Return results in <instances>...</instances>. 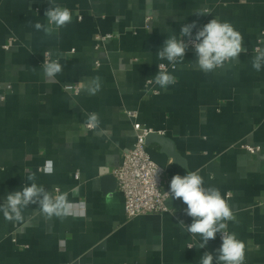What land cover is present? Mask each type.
Returning a JSON list of instances; mask_svg holds the SVG:
<instances>
[{"label":"crops","instance_id":"crops-1","mask_svg":"<svg viewBox=\"0 0 264 264\" xmlns=\"http://www.w3.org/2000/svg\"><path fill=\"white\" fill-rule=\"evenodd\" d=\"M54 3L73 13L59 39L32 26L47 23L51 0H0V203L30 185L26 176L35 172L46 190L59 189L84 208L61 221L36 215L32 206L20 224L0 213V264H200L204 252L218 255L220 233L200 249V237L179 225L192 222L180 199L169 197L161 214L127 218L113 172L136 143V122L167 139L165 147L147 145L164 170L163 192L174 175L199 170L205 186L228 199L239 221H229L228 231L245 242L246 264H264V68L251 66L264 31V0ZM214 18L243 35L239 62L205 73L190 64L197 57L189 47L173 72L178 82L167 90L149 85L146 93L159 64L172 72L156 54L167 37H179L181 26L195 21L194 36ZM47 51L63 69L51 81L43 75ZM95 76L102 87L91 95L85 87ZM91 113L100 119L96 129L85 124ZM49 160L54 173L46 175Z\"/></svg>","mask_w":264,"mask_h":264},{"label":"clouds","instance_id":"clouds-1","mask_svg":"<svg viewBox=\"0 0 264 264\" xmlns=\"http://www.w3.org/2000/svg\"><path fill=\"white\" fill-rule=\"evenodd\" d=\"M198 15H203L196 11ZM44 16L47 23L35 22L32 26L36 31L43 32L46 37L53 35L59 39V30L72 23L73 13L60 4L51 0V6L45 11ZM79 19V17H78ZM31 24V22H29ZM196 22L184 24L180 28V36L170 35L164 41L162 47L157 51L160 60H166L171 65L172 72H169L165 64L158 65V72L154 77L146 79V93L151 91L149 85H156L159 89L167 90L169 86L175 85L178 79L173 72L177 64L185 59L189 43L182 38L188 37L191 46L195 50L197 59L192 64L198 70L211 73L217 68H224L233 62H239L238 57L246 49L242 47L244 42L243 35L235 29L228 21L221 22L217 18L199 28L193 36V29ZM251 66L256 72L264 68V31L258 37L257 45L253 48ZM52 51L44 53L43 75L47 80H54L62 73V65L59 59H51ZM57 55H60L57 53ZM101 78L95 76L88 81L85 90L95 95L101 90ZM157 94H159L157 92ZM89 129H96L100 126L98 114L91 113L85 121ZM174 161L172 160L170 164ZM159 167L153 172V185ZM43 173L51 175L54 173V164L51 160L46 161L43 166ZM25 184L21 190L9 193L3 203H0V213L5 220L16 222L17 224L26 222L25 211L35 206V214L41 215L45 219L51 220L53 217L61 221L70 216H75L76 208L83 209V202L76 204L70 201L67 193L55 190V194L46 190L44 185L37 183L35 172H29ZM167 199H180L187 205L185 213L192 218L189 225L181 220L179 225L192 236H199V248L203 249L210 240L216 238V234H221L222 243L216 250L218 255L214 258L212 253L204 252L200 259V264H246V245L238 239L235 232L228 231V222L239 223L228 199L222 195L219 188L215 186H205L204 178L199 174V170L188 171L185 175H174L170 181V190L166 193ZM166 199V200H167ZM33 208V207H32ZM83 215V211L79 213ZM194 245H189L192 248Z\"/></svg>","mask_w":264,"mask_h":264},{"label":"built area","instance_id":"built-area-1","mask_svg":"<svg viewBox=\"0 0 264 264\" xmlns=\"http://www.w3.org/2000/svg\"><path fill=\"white\" fill-rule=\"evenodd\" d=\"M110 36L104 37L103 41ZM191 46L190 40L185 41ZM67 91L80 93L79 86H67ZM128 116L138 119L137 112H129ZM88 128V127H87ZM89 129V128H88ZM136 143L123 155L120 167L113 174L117 180L118 189L125 199V214L127 218L133 219L140 216L161 214L166 211L167 197L162 190L164 170L151 158L147 150V138L153 131L145 128L139 122L134 124ZM251 154L256 155L260 148L245 147ZM159 167L153 185V172ZM167 199V200H166Z\"/></svg>","mask_w":264,"mask_h":264},{"label":"water","instance_id":"water-1","mask_svg":"<svg viewBox=\"0 0 264 264\" xmlns=\"http://www.w3.org/2000/svg\"><path fill=\"white\" fill-rule=\"evenodd\" d=\"M156 142V143H158V144H160V145H162V146H166V144H167V139L165 138V137H163V136H158L156 133H154V134H151L150 136H148V138H147V145H148V143L149 142ZM169 154L173 157V158H175V159H177L178 158V156H177V154L175 153V152H173V150H171L170 152H169Z\"/></svg>","mask_w":264,"mask_h":264}]
</instances>
